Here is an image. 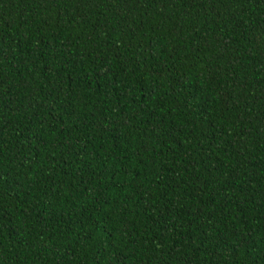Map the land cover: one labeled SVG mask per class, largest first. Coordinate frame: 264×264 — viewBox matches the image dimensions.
Instances as JSON below:
<instances>
[{
  "label": "trees",
  "instance_id": "obj_1",
  "mask_svg": "<svg viewBox=\"0 0 264 264\" xmlns=\"http://www.w3.org/2000/svg\"><path fill=\"white\" fill-rule=\"evenodd\" d=\"M0 264H264V0H0Z\"/></svg>",
  "mask_w": 264,
  "mask_h": 264
}]
</instances>
